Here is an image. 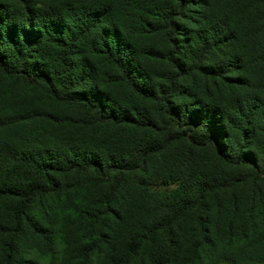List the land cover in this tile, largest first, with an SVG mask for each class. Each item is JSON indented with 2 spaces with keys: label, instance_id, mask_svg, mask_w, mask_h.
<instances>
[{
  "label": "trees",
  "instance_id": "1",
  "mask_svg": "<svg viewBox=\"0 0 264 264\" xmlns=\"http://www.w3.org/2000/svg\"><path fill=\"white\" fill-rule=\"evenodd\" d=\"M0 264H264V0H0Z\"/></svg>",
  "mask_w": 264,
  "mask_h": 264
}]
</instances>
